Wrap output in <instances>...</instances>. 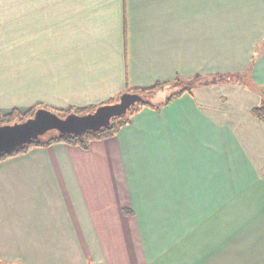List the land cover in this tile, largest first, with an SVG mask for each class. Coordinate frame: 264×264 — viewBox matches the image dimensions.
Here are the masks:
<instances>
[{
    "label": "crops",
    "instance_id": "0c3cea01",
    "mask_svg": "<svg viewBox=\"0 0 264 264\" xmlns=\"http://www.w3.org/2000/svg\"><path fill=\"white\" fill-rule=\"evenodd\" d=\"M12 1L0 0L2 112L12 76L34 98L19 107L91 106L245 71L256 50L250 75L264 85V0H17V46ZM30 1L49 17L28 39ZM259 101L239 83L200 85L88 149L57 141L0 159V264H264Z\"/></svg>",
    "mask_w": 264,
    "mask_h": 264
},
{
    "label": "trees",
    "instance_id": "16d2710c",
    "mask_svg": "<svg viewBox=\"0 0 264 264\" xmlns=\"http://www.w3.org/2000/svg\"><path fill=\"white\" fill-rule=\"evenodd\" d=\"M256 54L257 50L251 57V63L249 68L245 71L217 72L207 75L196 74L190 78L175 77L173 80L156 82L151 86L127 89L126 91H132L142 94L147 99V102L137 103L133 105L129 109L127 114L113 118L108 127L97 132H85L82 136L72 135L68 137H59L57 134H55L54 131H50L41 136L40 139L36 140L35 142L27 144L21 148H17L11 152L1 154L0 159L10 155L24 152L32 146L47 145L57 141H63L68 144L79 146L83 149H88L90 147V143L93 140L103 139L114 135L122 125L130 122V118L133 113L138 111L141 107L147 106L153 109H159L160 107L169 103L173 98L179 96L184 92L192 93L193 88L200 85L239 83L241 85L250 86L253 89L256 88L260 93V101L257 105L251 108V113L262 121H264V88L254 84L250 75L251 64L253 63V60H255ZM117 98L118 96L112 98L109 101H114ZM40 106L49 108L57 112L59 115L63 116L71 111L83 113L93 109L96 105L69 106L67 108H51L42 103H38L30 107L26 111H21L16 108H12L8 112H2L0 110V123L12 122L14 120H22L27 116L31 115L33 111Z\"/></svg>",
    "mask_w": 264,
    "mask_h": 264
},
{
    "label": "water",
    "instance_id": "95a60500",
    "mask_svg": "<svg viewBox=\"0 0 264 264\" xmlns=\"http://www.w3.org/2000/svg\"><path fill=\"white\" fill-rule=\"evenodd\" d=\"M146 102L140 93L123 91L116 100L97 104L83 113L71 111L61 116L49 108L37 107L22 120L0 123V155L35 142L50 131L59 137L100 131L108 127L113 118L127 114L133 105Z\"/></svg>",
    "mask_w": 264,
    "mask_h": 264
},
{
    "label": "rangeland",
    "instance_id": "374dc122",
    "mask_svg": "<svg viewBox=\"0 0 264 264\" xmlns=\"http://www.w3.org/2000/svg\"><path fill=\"white\" fill-rule=\"evenodd\" d=\"M45 6H48V4H41V3H35L34 1H30L27 4V11H28V17H27V37L28 39H30L32 37L33 31L35 26L39 27L43 21L44 18L43 17H49L48 15H45ZM7 7L10 9V16H11V33H12V45L13 46H17L18 43V32H19V3L16 1H12L10 3L7 4ZM47 8V7H46ZM43 15V16H42ZM37 19H35V17H37ZM42 17V18H41ZM36 20V24L32 23L29 24L32 21ZM50 20V19H49ZM29 42V41H28ZM11 81H10V85L9 88L7 89L8 92H10L9 96L12 98L13 103H15L14 105H11V108L8 110L10 111L12 109V107L16 108V109H20L21 111H26L27 109H29L30 107L34 106L35 102H33L31 105H24L19 107V105L21 104H27L26 102L33 100L34 98L31 97L30 94H32V92H28L27 90H23L22 88H20V84H19V80L17 76H12L11 77ZM260 87L264 88V85H260ZM254 90H256V88H254ZM27 92V93H26ZM25 94L28 95L27 99L25 100L24 98H21V96H24ZM25 102V103H24ZM38 104V102H37ZM27 106V107H26ZM26 107V108H24Z\"/></svg>",
    "mask_w": 264,
    "mask_h": 264
}]
</instances>
